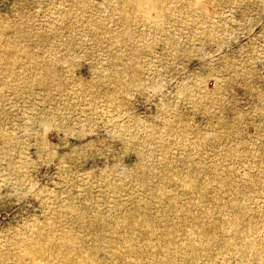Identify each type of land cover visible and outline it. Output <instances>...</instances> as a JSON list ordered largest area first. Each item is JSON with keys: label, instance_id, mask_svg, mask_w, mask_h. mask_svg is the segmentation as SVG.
I'll return each mask as SVG.
<instances>
[{"label": "rangeland", "instance_id": "1", "mask_svg": "<svg viewBox=\"0 0 264 264\" xmlns=\"http://www.w3.org/2000/svg\"><path fill=\"white\" fill-rule=\"evenodd\" d=\"M0 264H264V0H0Z\"/></svg>", "mask_w": 264, "mask_h": 264}, {"label": "bare ground", "instance_id": "2", "mask_svg": "<svg viewBox=\"0 0 264 264\" xmlns=\"http://www.w3.org/2000/svg\"><path fill=\"white\" fill-rule=\"evenodd\" d=\"M132 1V0H131ZM138 5V4H137ZM138 7V6H137ZM149 11V10H148ZM161 192V191H160ZM235 216V215H234ZM69 241V240H68ZM36 247V246H35ZM38 248V247H37ZM42 249V248H41ZM38 250V249H37ZM43 250V249H42ZM36 251V250H35ZM86 255V254H85ZM88 255V254H87ZM6 258V257H5ZM51 258V257H50ZM64 258V257H63ZM79 259H80V257H79ZM35 260V259H34ZM50 260V259H49ZM92 262V261H91ZM92 263H94V262H92Z\"/></svg>", "mask_w": 264, "mask_h": 264}]
</instances>
